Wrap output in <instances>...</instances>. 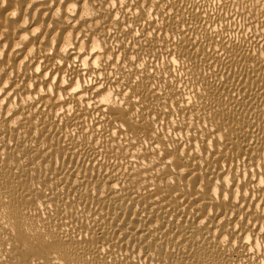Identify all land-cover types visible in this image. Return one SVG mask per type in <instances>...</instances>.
<instances>
[{
  "label": "bare ground",
  "instance_id": "1",
  "mask_svg": "<svg viewBox=\"0 0 264 264\" xmlns=\"http://www.w3.org/2000/svg\"><path fill=\"white\" fill-rule=\"evenodd\" d=\"M0 264H264V0H7Z\"/></svg>",
  "mask_w": 264,
  "mask_h": 264
},
{
  "label": "clouds",
  "instance_id": "2",
  "mask_svg": "<svg viewBox=\"0 0 264 264\" xmlns=\"http://www.w3.org/2000/svg\"><path fill=\"white\" fill-rule=\"evenodd\" d=\"M7 4V0H0V7H3ZM31 5H29L30 7ZM18 15V11L17 10H12L9 13V18H15ZM24 24H27V20H24ZM37 31H39V29H37ZM17 47H20L19 44H17Z\"/></svg>",
  "mask_w": 264,
  "mask_h": 264
}]
</instances>
